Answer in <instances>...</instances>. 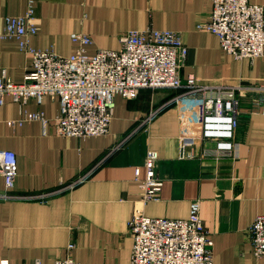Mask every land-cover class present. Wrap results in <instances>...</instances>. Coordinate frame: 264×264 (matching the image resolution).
<instances>
[{
    "label": "crops",
    "instance_id": "0c3cea01",
    "mask_svg": "<svg viewBox=\"0 0 264 264\" xmlns=\"http://www.w3.org/2000/svg\"><path fill=\"white\" fill-rule=\"evenodd\" d=\"M264 6V0H251ZM33 5L38 32L31 46L69 57L78 49L72 34L90 36L98 50L120 49V38L133 30L155 29L180 34L189 50L181 70L205 83L264 85V58L237 61L219 38L197 29L211 21V0H0V31L6 18L24 16ZM32 57L15 39L0 38V76L22 84ZM177 91L142 90L137 98H116L110 135L64 138L54 120L58 98L29 99L27 112L49 120L18 124L21 107L7 96L0 104V152L18 159L17 194L57 192L79 178L71 190L45 203L0 201V264H130L134 240L128 226L139 208L150 218L185 220L192 202L201 201V217L211 233L215 264H264L254 256L249 230L264 216V114L260 96L242 98L239 126L229 140L235 156H202L213 142L198 144L193 157L181 158ZM257 107V108H256ZM223 139L222 141H226ZM159 155L160 200L141 202V180L148 152ZM140 169V181L136 171ZM5 180L0 173V193Z\"/></svg>",
    "mask_w": 264,
    "mask_h": 264
},
{
    "label": "built area",
    "instance_id": "2783aa9c",
    "mask_svg": "<svg viewBox=\"0 0 264 264\" xmlns=\"http://www.w3.org/2000/svg\"><path fill=\"white\" fill-rule=\"evenodd\" d=\"M211 2V21L198 24L197 29L216 35L222 50L237 61L264 58V6L254 5L251 0ZM37 32L33 5L24 16L6 18V26L0 31V38L17 40L20 50L32 57V69L22 84L14 83L5 74L0 76V104L7 96L19 104L20 125L41 122L47 126L50 122L44 113L27 112L24 107L29 99L41 102L51 96L60 101V112L54 120L59 136L84 140L109 136L118 96L133 100L142 90L168 89L178 92L172 103L179 107L181 158L193 157L190 150L209 141L217 148L205 147L202 156L232 157L235 155L229 140L239 126L242 98L249 94L260 96L256 106L264 114V85L205 83L194 76L184 79L181 70L189 50L176 32L129 31L121 36L120 49L98 50L93 55L87 51L94 44L92 38L75 33L71 40L78 49L69 57L34 49L31 37ZM158 161L156 152H148L144 163L146 177L140 181V169L136 171L144 204L160 200L163 183L157 175ZM18 172L16 154L0 152V173L5 180L0 201L45 203L55 193L71 190L88 177L87 174L57 192L17 194ZM201 211V201H195L188 219L171 220L147 217L136 208L128 226L134 240L130 264H215L214 242ZM249 242L255 258H264V216L252 224ZM55 264L80 263L64 260Z\"/></svg>",
    "mask_w": 264,
    "mask_h": 264
}]
</instances>
